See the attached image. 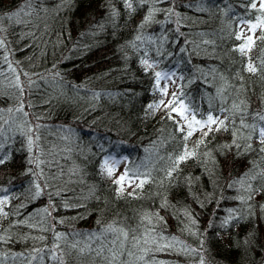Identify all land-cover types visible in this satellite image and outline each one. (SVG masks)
Instances as JSON below:
<instances>
[{"label": "trees", "instance_id": "1", "mask_svg": "<svg viewBox=\"0 0 264 264\" xmlns=\"http://www.w3.org/2000/svg\"><path fill=\"white\" fill-rule=\"evenodd\" d=\"M252 2L0 0V264H264Z\"/></svg>", "mask_w": 264, "mask_h": 264}, {"label": "snow or ice", "instance_id": "2", "mask_svg": "<svg viewBox=\"0 0 264 264\" xmlns=\"http://www.w3.org/2000/svg\"><path fill=\"white\" fill-rule=\"evenodd\" d=\"M127 2V0H126ZM249 4L251 6V8L255 9L257 7L256 3L252 2V0H249ZM127 7L131 8L132 4L131 3H127ZM259 7L262 11H264V0H260V4ZM258 20V24H251L250 26V30L254 31L258 25H264V21L259 20V18H257ZM237 39H241V36H237ZM260 39H264V37H260ZM254 43L252 36H248L246 38V41L242 44L239 45L238 47V51L242 54L245 55L246 52L251 50V46ZM143 63L147 64V61H143ZM262 63H264V61H262ZM149 67H151V65H149ZM247 71L249 72H253L255 73L257 71V68L249 63L248 67H247ZM156 81H157V86L159 87V81L162 78L161 73L157 72L156 74ZM159 91L161 92L162 95H167V88H163V89H159ZM172 99L169 100L166 104L164 103L163 100L160 101V103L167 109H170L171 112H176L182 119L187 120L188 117L185 115V113L188 111L186 105L183 103L182 100H179V98L177 97L176 93H172ZM151 107V106H150ZM171 118V117H170ZM262 119H264V117H262ZM193 123L201 125L202 127L204 126V124H202L201 121L195 120V117H193V121L188 123V128H189V132L187 133L188 136H191L192 134V130H193ZM208 126V130L212 131L211 125L212 124H217L219 123L220 126L224 125V121L223 120H219L217 121L216 119H214L211 115L208 116L207 121L205 122ZM245 127H247V125H245ZM217 130H219V128H217ZM180 131H183V128L180 129ZM208 133L205 132L204 135H207ZM259 137H260V142L261 144H264V128L260 129L259 132ZM187 138V137H185ZM202 143V141H201ZM261 151H264V148L261 149ZM190 155L189 153H185L184 156H180L179 159L183 160L185 159V156ZM5 162L3 157H0V164H3ZM117 163V162H114ZM106 166H107V162H106ZM107 172L108 175L111 176L113 173V168L112 167H108L107 168ZM126 173L125 175H121L119 177V179H117L116 181H114V183L116 184H123V181L126 178ZM143 186V182H141V184L137 185V187H142ZM121 192H123V187H121ZM131 195V193H130ZM2 203H6V201H0V204ZM113 231H115V229H111ZM122 231V230H121ZM123 235L126 237L127 233H123ZM73 247H75V245H73Z\"/></svg>", "mask_w": 264, "mask_h": 264}, {"label": "rangeland", "instance_id": "3", "mask_svg": "<svg viewBox=\"0 0 264 264\" xmlns=\"http://www.w3.org/2000/svg\"><path fill=\"white\" fill-rule=\"evenodd\" d=\"M251 24H252V23H247V24H245V25L243 26V27H244L243 32H244V34H245L246 37H248V36H252L253 41H254L255 36H256L257 28H256L254 31L250 30V26H251ZM160 73H161V75H162V78H161L162 81L166 82L167 80H171V75H170V73H169L168 71H164V72H160ZM168 82H169V81H168ZM174 113L177 114L176 112H174ZM177 115H178V114H177ZM185 115H186V114H185ZM178 116H179V115H178ZM186 116H187V115H186ZM185 121H187V120H185ZM112 160H113L112 164H115L114 162H118L119 159L113 158Z\"/></svg>", "mask_w": 264, "mask_h": 264}]
</instances>
